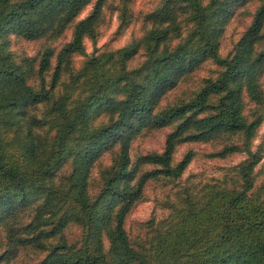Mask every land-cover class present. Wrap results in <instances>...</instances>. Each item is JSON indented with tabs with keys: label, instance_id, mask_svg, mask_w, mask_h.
I'll list each match as a JSON object with an SVG mask.
<instances>
[{
	"label": "trees",
	"instance_id": "1",
	"mask_svg": "<svg viewBox=\"0 0 264 264\" xmlns=\"http://www.w3.org/2000/svg\"><path fill=\"white\" fill-rule=\"evenodd\" d=\"M93 1L0 0V37L13 32L37 40L57 34ZM104 1L96 0L92 12L75 24L50 84L45 72L52 49L41 53V81L33 86L34 62L16 60L0 43V228L7 247L0 262L32 246L47 251L38 264H264V181L255 186L254 176L263 154L250 151L258 124L244 115L245 98L264 104V2L227 57L220 54L225 25L248 0H163L147 15L153 27L141 40L88 55L83 37L94 34ZM183 24L188 27L182 37ZM174 35L180 40L172 46ZM142 45L145 61L130 68ZM73 53L88 55L87 63L61 83L63 63ZM208 60L221 68L216 77L204 80L189 99L157 108L167 91ZM42 104L44 112L36 117L32 111ZM103 114L107 121L97 125ZM39 126L46 130L37 131ZM170 126L163 151L132 159L129 142L136 134ZM234 136L239 144L216 152L247 153L232 170V183L183 188L152 236L134 245L124 223L146 183L178 180L191 161V154L175 161L176 145ZM116 144L120 150L102 171L93 198L91 166ZM68 163L70 171L57 182ZM73 222L82 228L79 244L61 236L48 247Z\"/></svg>",
	"mask_w": 264,
	"mask_h": 264
},
{
	"label": "rangeland",
	"instance_id": "2",
	"mask_svg": "<svg viewBox=\"0 0 264 264\" xmlns=\"http://www.w3.org/2000/svg\"><path fill=\"white\" fill-rule=\"evenodd\" d=\"M94 0L87 5L74 22L69 23L61 32L51 35L46 34L37 40H28L22 36L7 32L0 37L1 46L5 51L10 52L16 60H29L34 62V71L31 73L29 82L33 86H38L41 81L38 63L41 53L47 48L53 50V56L50 61V68L45 72L46 83L50 84L53 73L57 65V56L61 48L71 40L75 24L81 20L80 17H87L93 10ZM163 0H105L99 17L94 24V34H87L91 38V50L89 45L84 43L88 55L95 51L114 50L125 46L132 41L141 40L150 32L147 25L150 23L146 17L149 13L157 9ZM207 3L210 0H201ZM264 0H248V2L237 8L225 25V30L220 40V54L227 57L232 51L236 42L240 39L245 30L252 22L254 13ZM118 13L120 26L116 32H110V16ZM82 18V19H83ZM136 24L142 25L138 34L135 28ZM188 26L183 24L182 37L186 33ZM131 29V31H129ZM173 30V29H172ZM127 37V38H126ZM103 40L102 46L97 47L99 41ZM180 40L177 35L173 36L170 45H175ZM264 48V45L261 46ZM88 55L81 53H73L68 58V63L64 62L62 66V75L60 82H65L71 73L82 69L88 60ZM147 57L146 47L140 46L135 56L130 60L129 67L134 68L145 61ZM220 66L213 60H208L183 77L180 82L167 91L160 99L157 108L162 109L169 105L180 103L189 99L199 90L204 80L214 78L220 72ZM261 84L264 89V72L261 76ZM256 104L249 98H245L244 113L248 112L249 117L253 116L251 105ZM259 109H264L263 106ZM44 104L35 108L32 113L36 117H41L44 112ZM264 118V117H263ZM105 114L101 115L96 124L107 121ZM173 127L164 128H144L136 134L129 142V152L133 160L141 154L151 151L161 152L165 148L167 135L172 131ZM46 126H39L37 131H45ZM258 134V129L257 133ZM234 142L240 143V138L234 136L231 139L219 138L209 141H183L179 142L174 151L175 161H179L185 155L191 154V161L185 169L183 175L178 180H170L167 178H153L149 180L144 188L143 198L131 209L125 219L124 228L126 229L131 242L139 245L152 236L153 230L163 221L170 213L171 207L177 202L178 192L183 188L199 186L200 183L207 182H223L227 179V183L231 184L232 176L235 177L232 170L244 159V152L235 151L222 157L216 155V152L223 149L226 144ZM120 144H116L112 149L103 152L100 157L92 164L89 171L88 185L89 193L94 198L98 195L102 185V171L111 167L113 163V152L120 150ZM264 160V146L259 149ZM70 164H66L62 170L58 172L57 182L63 180L70 171ZM151 168V167H150ZM255 186H259L264 181V164L260 163L254 171ZM82 234V228L79 223L73 222L68 225L65 230L56 238L49 240L48 247L59 241V237H63L68 244H79ZM105 246L108 248L109 241L105 240ZM5 231L0 228V255L6 252ZM47 254L45 249H39L32 246L23 247L14 254H6L0 264H38L40 260Z\"/></svg>",
	"mask_w": 264,
	"mask_h": 264
},
{
	"label": "clouds",
	"instance_id": "3",
	"mask_svg": "<svg viewBox=\"0 0 264 264\" xmlns=\"http://www.w3.org/2000/svg\"><path fill=\"white\" fill-rule=\"evenodd\" d=\"M80 18L82 19L83 17H80ZM109 20H110V32H109V34H111V33L116 32L120 26L119 14L115 13V14L111 15ZM141 27H142V25H140V24L135 25V28L138 30V34L143 35L142 32H139V29ZM152 27H153V25L151 23H149L147 25L148 30H151ZM129 31H131V29H129ZM83 42L86 45H89V51H90L91 50V38L87 34L84 35ZM103 43H104V41L101 40L98 42V44L96 46L100 47V46H102ZM251 108L252 109H258L259 106L256 104H252ZM244 115L248 116L249 113L245 112ZM262 117H264V109H259L258 112H256L253 116L249 117V123L253 122V120H256L257 124H258V134L254 135L252 140H251L250 151L253 154H256L257 151L259 149H261L262 146H264V118H262ZM247 158H248L247 153L241 157V159H247ZM261 164H264V160H261Z\"/></svg>",
	"mask_w": 264,
	"mask_h": 264
}]
</instances>
